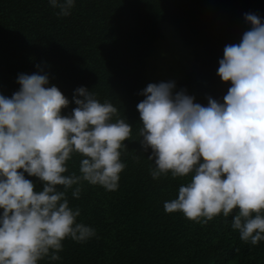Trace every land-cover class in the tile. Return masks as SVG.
Segmentation results:
<instances>
[{
  "label": "clouds",
  "instance_id": "9594fccd",
  "mask_svg": "<svg viewBox=\"0 0 264 264\" xmlns=\"http://www.w3.org/2000/svg\"><path fill=\"white\" fill-rule=\"evenodd\" d=\"M67 16L75 0H47ZM249 25L225 44L216 75L228 82L222 97L206 104L174 81L148 83L136 104L137 138L152 162V179L185 178L165 212L179 211L206 224L231 215L243 242L264 241V18L244 13ZM18 73V89L0 94V264H38L60 259L65 238L83 243L95 229L77 222L68 192L78 199L84 182L106 191L118 187L125 164L123 141L131 128L108 100L79 86L69 98L39 70ZM78 155V169L68 161ZM34 177L37 184L26 178Z\"/></svg>",
  "mask_w": 264,
  "mask_h": 264
},
{
  "label": "trees",
  "instance_id": "16d2710c",
  "mask_svg": "<svg viewBox=\"0 0 264 264\" xmlns=\"http://www.w3.org/2000/svg\"><path fill=\"white\" fill-rule=\"evenodd\" d=\"M47 0H0V94L18 89V73L39 70L69 98L84 86L103 102L118 108L132 125L130 140L123 141L125 164L118 187L106 191L82 184L77 222L95 229L83 243L62 241L60 259L38 264H264V241L243 242L231 228V215H217L206 224L187 219L179 211L165 212L163 203L175 198L185 178L170 175L152 179V164L141 152L136 133L138 93L160 68L147 58L163 38L161 23L176 31L189 49L187 63L175 89L183 88L194 102L222 97L228 82L216 75L225 44L236 43L249 25L244 13L264 18V0H75L67 16H58ZM167 81V80H166ZM78 155L69 171L78 169ZM33 180L39 187L34 177Z\"/></svg>",
  "mask_w": 264,
  "mask_h": 264
},
{
  "label": "rangeland",
  "instance_id": "374dc122",
  "mask_svg": "<svg viewBox=\"0 0 264 264\" xmlns=\"http://www.w3.org/2000/svg\"><path fill=\"white\" fill-rule=\"evenodd\" d=\"M160 29H162L163 38L157 41L156 51L147 58L148 62L153 61L160 69L155 73L156 79L150 81H177L187 69L188 65L181 60V57L187 55L189 48L179 40L175 29L167 23H161Z\"/></svg>",
  "mask_w": 264,
  "mask_h": 264
}]
</instances>
